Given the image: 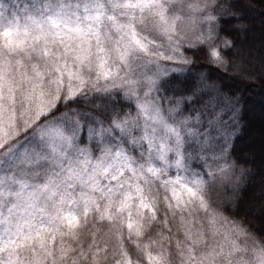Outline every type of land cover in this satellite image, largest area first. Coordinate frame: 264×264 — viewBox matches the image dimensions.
<instances>
[{
  "label": "snow or ice",
  "instance_id": "obj_1",
  "mask_svg": "<svg viewBox=\"0 0 264 264\" xmlns=\"http://www.w3.org/2000/svg\"><path fill=\"white\" fill-rule=\"evenodd\" d=\"M233 6L0 0V264H264V240L212 198L218 182L243 175L220 119L230 108L235 121L239 101L203 74L191 96L212 95L194 117L182 111L189 97L162 93L163 78L190 71L188 51L246 71L244 52L223 54L235 46L221 21L243 19ZM85 101L93 111L72 107ZM20 122L34 126L30 142L17 143ZM161 200L179 216L175 235ZM223 225L224 243L210 244Z\"/></svg>",
  "mask_w": 264,
  "mask_h": 264
},
{
  "label": "trees",
  "instance_id": "obj_2",
  "mask_svg": "<svg viewBox=\"0 0 264 264\" xmlns=\"http://www.w3.org/2000/svg\"><path fill=\"white\" fill-rule=\"evenodd\" d=\"M232 4L227 11L243 19L225 16L221 21L222 35L235 46L223 54L231 61L236 51L244 52L246 71L222 72L208 65L202 53L188 51L186 54L193 61L190 71L163 78L167 83L162 80V93L168 97H190L191 89L203 74L219 96L239 101L237 132L229 148L232 160L248 172L233 204L226 206L224 212L258 240H264V0H232ZM204 98L205 94L193 97L196 102ZM72 107L93 111L86 101L73 103Z\"/></svg>",
  "mask_w": 264,
  "mask_h": 264
},
{
  "label": "rangeland",
  "instance_id": "obj_3",
  "mask_svg": "<svg viewBox=\"0 0 264 264\" xmlns=\"http://www.w3.org/2000/svg\"><path fill=\"white\" fill-rule=\"evenodd\" d=\"M184 67L187 68V66H184ZM213 91H215L214 86H213ZM204 94L206 96V98H204V100L199 99L196 102L193 99V97L190 96L189 99L182 101V111H183V114L185 116L194 117L195 115H198L200 113L204 104L209 100V97L212 95V92H207ZM90 95H92V94L90 93ZM170 98H172V97H170ZM192 101H194V102H192ZM222 103L223 102L221 101L220 104L217 105V109H216L217 111H219ZM5 108H7V105H5ZM7 115H8L7 112H5V114H4V121L5 122H7ZM209 115H211V113H209ZM231 117H232V112H231L230 108H225L222 116L220 117L221 121L227 126V131L229 133L230 141H231L233 135L237 132V121L236 120L233 121ZM33 127L34 126L30 127L28 125H25L23 122L19 123L20 134L16 137V141L18 144H24L26 142H30V138L33 136V130H32ZM229 147H230V144H229ZM207 162H208V164L212 163V161L210 159H208ZM203 163H204V161H193L194 166L198 165V164H203ZM241 172H243V175L240 176V181L236 186H231V185L226 184V183H219L218 182L215 190L212 193L213 201L215 202L216 207L219 209V211L221 213H223V215L225 217H227L229 221H234L237 223H240V222L237 220H234L233 218H231L227 214H225L224 208L226 206H231L233 204L234 199L237 196V192L241 189V187H242V185L246 179L247 172H248L247 169H244L242 167L237 166V173L236 174L240 175ZM154 192L158 193V196L161 198L167 195L165 190L162 188H159L158 185L154 186ZM158 212L160 214H162L161 215V224H163V220L165 218L169 222H171V225H172L171 232L167 233V234L175 235L177 233V229L180 227L179 216L177 215L176 217H173L172 214L163 205L162 200L160 202ZM227 227H228V225L221 226L220 233L215 235V236L210 237L209 243L210 244L224 243L223 236L227 234V231H226ZM102 231L107 232L108 231L107 227L105 226L104 228H102ZM157 231L158 232L159 231L167 232V229L166 228H157ZM81 264H90V262L89 261H81ZM173 264H179V261L174 259Z\"/></svg>",
  "mask_w": 264,
  "mask_h": 264
}]
</instances>
